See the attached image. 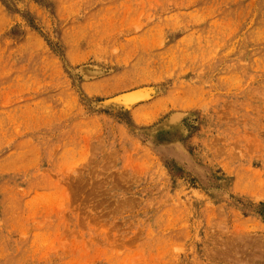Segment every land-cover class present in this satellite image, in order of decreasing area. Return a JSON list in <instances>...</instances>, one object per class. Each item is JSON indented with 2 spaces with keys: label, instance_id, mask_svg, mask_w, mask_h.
Returning a JSON list of instances; mask_svg holds the SVG:
<instances>
[{
  "label": "rangeland",
  "instance_id": "obj_1",
  "mask_svg": "<svg viewBox=\"0 0 264 264\" xmlns=\"http://www.w3.org/2000/svg\"><path fill=\"white\" fill-rule=\"evenodd\" d=\"M0 264H264V0H0Z\"/></svg>",
  "mask_w": 264,
  "mask_h": 264
}]
</instances>
